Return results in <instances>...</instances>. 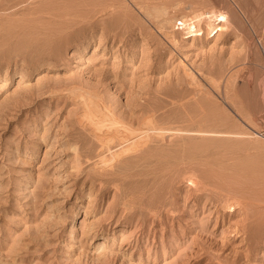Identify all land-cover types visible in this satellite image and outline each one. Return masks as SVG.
Returning <instances> with one entry per match:
<instances>
[{
    "label": "rangeland",
    "instance_id": "374dc122",
    "mask_svg": "<svg viewBox=\"0 0 264 264\" xmlns=\"http://www.w3.org/2000/svg\"><path fill=\"white\" fill-rule=\"evenodd\" d=\"M94 1L0 0V264H264V0Z\"/></svg>",
    "mask_w": 264,
    "mask_h": 264
},
{
    "label": "bare ground",
    "instance_id": "6f19581e",
    "mask_svg": "<svg viewBox=\"0 0 264 264\" xmlns=\"http://www.w3.org/2000/svg\"><path fill=\"white\" fill-rule=\"evenodd\" d=\"M111 1H113V0H111ZM111 1H106V5L108 4V3H111ZM85 2V1H84ZM92 2V1H91ZM101 2H103V3H101ZM101 2H97V3H95V1L93 2V5L91 4V5H89L90 7L91 6H93V7H91L92 8V11L93 12H95V10L97 11V9H99V8H97L96 9V7H98V6H100V5H102L100 8L102 9V7L104 8V6H106L105 5V1H101ZM115 2V1H114ZM87 3V2H86ZM177 3V2H176ZM112 4V3H111ZM110 4V5H111ZM179 4V3H178ZM181 4V3H180ZM89 6H86V7H89ZM112 6H113V4H112ZM189 6V5H188ZM190 6H191V4H190ZM189 6V7H190ZM193 6V5H192ZM82 7V6H81ZM95 7V10H93V8ZM107 7H108V5H107ZM106 7V8H107ZM110 7V6H109ZM162 7L163 6H161V9H162ZM188 7V8H189ZM110 8H112V7H110ZM166 8H168V7H166ZM192 9H194V6L193 7H191ZM191 8H190V11H191ZM79 9H82V8H78V10ZM84 9H86L85 11H83ZM84 9L83 10H81V11H75L76 13L74 14V15H72V16H74L72 19L73 20H75V21H78L77 22V24L81 21V20H83V19H85V20H87L88 18L90 19V18H92L91 17V15H92V11L90 10V8H89V10L91 11L90 13V15H87L86 13V11L88 10V8H85L84 7ZM100 9V11H102ZM113 9V8H112ZM201 9V8H200ZM104 10H105V8H104ZM103 10V11H104ZM111 10V9H110ZM114 10V9H113ZM116 10V9H115ZM167 9H162L161 10V12H162V14H164L166 17L164 18V22L165 23H167L168 25H169V27H171L172 28V31H170L169 33L172 35V36H174V40H177V39H180V38H178V36H176V33L174 32L175 31V27H176V22L178 21V19H177V21L176 20H174V17H172V16H170L168 13H167V11H166ZM194 10H196V9H194ZM207 10V9H206ZM204 11V10H196L195 12H193L192 14L193 15H190V14H184V15H182V17H181V19H183L184 20V22H185V24H186V28H187V30L188 31H186V32H181V37L183 38V39H191V40H193V41H195V40H198V39H203L202 37H204V36H208V37H205V38H209V37H216V36H218V35H220V34H222V33H224V31H226L228 28H230L231 27V25L233 24V22H232V20H231V18H230V16H229V14L228 13H226L225 11H223V10H217V9H209V10H207V11ZM97 12H99V11H97ZM169 12V11H168ZM96 13V12H95ZM157 13V12H156ZM60 14V13H59ZM70 14V13H69ZM88 14H89V11H88ZM172 14V13H171ZM96 15V14H95ZM92 16H94V14L92 15ZM95 17V16H94ZM87 18V19H86ZM114 19V18H113ZM180 19V18H179ZM56 21V20H55ZM57 22V21H56ZM70 22V21H69ZM62 23H64V22H62ZM203 23H205V25L203 26ZM57 24H58V22H57ZM68 26H69V24H67ZM70 26H72L71 24H70ZM85 26H89V24L87 23ZM91 27L93 28V27H95V25L94 24H91ZM195 27V28H194ZM54 28V27H53ZM193 31H195V34L193 33ZM176 32L178 33V31L176 30ZM185 33H191L189 36L188 35H185ZM193 35V36H192ZM190 37V38H189ZM183 39H182V41H183ZM206 40V39H205ZM179 41V40H178ZM202 41V40H201ZM259 41H261V40H259ZM262 44H263V42H261ZM261 44V45H262ZM260 45V46H261ZM263 49H264V45H262L261 46ZM98 110V109H97ZM101 117V116H100ZM99 117V118H100ZM103 117V116H102ZM101 117V118H102ZM108 117V116H107ZM104 119L106 118V116H104L103 117ZM110 118H112V117H110ZM110 118H108V119H110ZM113 119V118H112ZM109 121V120H108ZM110 121H111V119H110ZM118 121V120H117ZM116 121V122H117ZM104 122V121H103ZM110 123V122H109ZM110 124H112V123H110ZM114 124V123H113ZM118 124H120V123H118ZM115 126V125H114ZM201 130V129H200ZM199 130V131H200ZM209 130V129H208ZM198 131V130H197ZM198 131V132H199ZM202 131V130H201ZM204 131H206V130H204ZM204 131L202 132L203 134H204ZM213 132H214V130H212ZM216 131V130H215ZM208 132H210V133H213V132H211V129H210V131H208ZM207 132V133H208ZM220 132V131H219ZM219 132H218V134H219ZM201 133V132H200ZM201 133V134H202ZM206 133V132H205ZM206 133V134H207ZM240 134H242V133H244V135L246 134L245 132H239ZM200 134V135H201ZM209 134V133H208ZM214 134V133H213ZM249 135L251 134V132L250 133H248ZM205 135V134H204ZM203 135V136H204ZM243 135V134H242ZM252 136V135H251ZM129 149V148H128ZM227 177H229V176H226V178ZM230 177L232 178V176L230 175ZM234 177V176H233ZM225 177H223V176H218V178H215V181H213L214 182V184L216 185V186H218V187H220L223 191H225V192H231V191H233L234 193H237V194H240V193H242V191L240 192L239 191V184L237 183L238 181H232V182H230V181H228L227 179H231V178H227L226 179ZM234 179H235V177H234ZM194 180V179H193ZM236 180V179H235ZM240 188H242V186H240ZM241 190V189H240ZM240 193H239V192ZM243 194V193H242ZM264 197V196H263ZM263 197L260 199V201L263 199ZM228 201V204H227V207L230 209V210H235L237 207L236 206H240L239 204H241V202L239 201V200H235V201H231L230 202V200L228 199L227 200ZM263 202H264V199H263ZM263 202H261L260 204H262ZM252 203H255L254 201L252 202ZM250 204V203H249ZM256 204H258L257 202H256ZM260 204H258V205H256V206H258V207H264V203L262 204V205H260ZM251 205V204H250ZM254 205V204H253ZM247 207H249V205L247 206ZM251 207V206H250ZM251 208H254L253 206L251 207ZM264 209V208H263ZM252 211H254L253 209H252ZM260 212V211H259ZM253 213V212H252ZM257 213H258V211H257ZM255 214L256 216H258L259 215V217H261V213L260 214ZM252 215V214H251ZM254 216V215H253ZM259 217H257V219H260ZM256 218V217H255ZM263 218H264V214H263ZM262 219V218H261ZM263 221H264V219H262ZM259 221V220H258ZM261 222V221H260Z\"/></svg>",
    "mask_w": 264,
    "mask_h": 264
},
{
    "label": "built area",
    "instance_id": "2783aa9c",
    "mask_svg": "<svg viewBox=\"0 0 264 264\" xmlns=\"http://www.w3.org/2000/svg\"><path fill=\"white\" fill-rule=\"evenodd\" d=\"M187 26H186V24H185V22H184V20L183 19H180V20H178L177 21V23H176V29L177 30H179V31H181V32H186V31H188L187 30V28H186ZM195 28V27H194ZM193 33L195 34V31H193ZM191 33H185V35H190ZM193 36V35H192Z\"/></svg>",
    "mask_w": 264,
    "mask_h": 264
}]
</instances>
